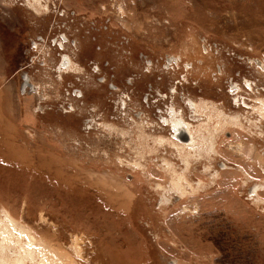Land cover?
<instances>
[{"label": "rangeland", "instance_id": "374dc122", "mask_svg": "<svg viewBox=\"0 0 264 264\" xmlns=\"http://www.w3.org/2000/svg\"><path fill=\"white\" fill-rule=\"evenodd\" d=\"M0 264H264V0H0Z\"/></svg>", "mask_w": 264, "mask_h": 264}, {"label": "bare ground", "instance_id": "6f19581e", "mask_svg": "<svg viewBox=\"0 0 264 264\" xmlns=\"http://www.w3.org/2000/svg\"><path fill=\"white\" fill-rule=\"evenodd\" d=\"M41 1V0H40ZM36 2V1H35ZM43 4V3H41ZM39 5V4H38ZM44 6V5H43ZM36 7V6H35ZM41 7V6H40ZM44 8V7H43ZM49 9V8H48ZM50 10V9H49ZM46 12V11H45ZM50 12V11H48ZM62 44V43H61ZM73 63L72 59H69L68 64L65 62V66H68ZM73 65V64H72ZM69 67V66H68ZM67 67V68H68ZM72 68V67H70ZM71 70V69H70ZM76 70V69H75ZM177 127L178 132L176 133V138L179 143L175 144L177 150L181 151L183 149H194L196 147V139L195 136L192 134L193 132L188 128L190 125L185 124L183 122H179L178 124H174ZM179 125V126H177ZM185 128V130L183 129ZM176 130V129H175ZM200 144V143H199ZM199 146V145H198ZM201 146V145H200ZM198 148V147H197ZM214 151V150H213ZM182 152V151H181ZM174 177V176H173ZM184 183V182H183Z\"/></svg>", "mask_w": 264, "mask_h": 264}, {"label": "flooded vegetation", "instance_id": "af4514ba", "mask_svg": "<svg viewBox=\"0 0 264 264\" xmlns=\"http://www.w3.org/2000/svg\"><path fill=\"white\" fill-rule=\"evenodd\" d=\"M42 40H43V38H42ZM29 41H30V43H29L28 47H29V48L31 47V48L33 49V48H34V45H37V43H36L35 41H32V39H30ZM62 48H63V47H62ZM28 65H29V64H28ZM27 67H28V66H27ZM27 67H26V68H27Z\"/></svg>", "mask_w": 264, "mask_h": 264}]
</instances>
